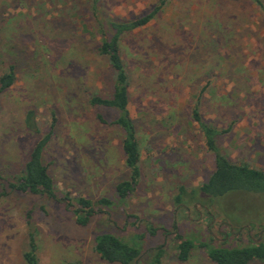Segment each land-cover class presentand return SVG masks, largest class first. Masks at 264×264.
<instances>
[{
	"label": "rangeland",
	"instance_id": "374dc122",
	"mask_svg": "<svg viewBox=\"0 0 264 264\" xmlns=\"http://www.w3.org/2000/svg\"><path fill=\"white\" fill-rule=\"evenodd\" d=\"M158 3L100 0L94 11L91 0H0V74L10 64L16 74L0 93L1 175L18 174L33 144L51 130L43 161L61 196L115 201L79 225L60 199L9 190L0 198V264H26L31 234L38 264H118L94 251L100 232L140 247L136 264H148L159 245L162 264H215L201 248L179 261L176 232L227 245L264 235V222L244 229L231 222L260 218L263 196L233 193L209 209L174 202L179 185L197 186L214 169L191 118L196 102L204 120L228 128L218 144L232 161L264 169V0H167L147 25L123 35L129 109L142 154L135 192L118 200L115 185L129 175L122 133L110 123L113 109L89 102L113 86L107 59L97 52L101 24ZM30 109L39 133L26 127Z\"/></svg>",
	"mask_w": 264,
	"mask_h": 264
},
{
	"label": "trees",
	"instance_id": "16d2710c",
	"mask_svg": "<svg viewBox=\"0 0 264 264\" xmlns=\"http://www.w3.org/2000/svg\"><path fill=\"white\" fill-rule=\"evenodd\" d=\"M100 0H91L93 10H98ZM260 4V0H254ZM167 0H159L149 11L130 19H106L105 23L99 22L102 28V37L97 47L99 55L104 56L112 71V92L108 96L93 94L89 98L90 104L103 106L115 111V117L110 122L116 125L121 133V149L124 155V163L129 175L117 182L115 192L119 201H126L136 190L141 177V142L134 119L130 114L129 85L130 76L126 62L122 56L121 41L125 34L147 25L152 19L162 12ZM16 79L14 65L10 64L0 74V93L7 90ZM191 118L198 124L199 131L207 150L212 153L214 169L208 178L199 185L190 189L179 185L178 193L174 197L176 205L194 203L205 209L217 204L222 199L229 198L233 193L253 194L264 198V169L253 167L248 163L232 161L219 147L218 138L228 131L219 129L216 125L203 119L199 112V104L196 102L191 109ZM101 120L102 115L99 114ZM34 110L27 111L25 123L27 129L39 133L40 129L35 123ZM52 131L40 135L28 152L22 170L11 176L3 177L0 173V198L6 196L9 190H18L24 193L45 194L53 199H60L67 204V208L74 214L79 225H87L92 216L98 212H105L115 201L109 197H101L96 200L84 196L70 197L69 192L63 196L55 186L49 167L43 161L44 151L50 140ZM228 198V199H229ZM223 202V201H222ZM226 202V201H225ZM225 202L221 203L224 204ZM228 205V203H226ZM223 205L225 213H229L228 206ZM260 218L252 216L244 221L231 222L239 229L252 228L255 224L262 225L264 212H259ZM259 217V215H258ZM246 218V217H245ZM148 230L153 234L155 229L151 226ZM264 231V227L262 229ZM168 232V231H167ZM28 250L23 254L26 264H38L37 246L34 234H31ZM174 249L176 258L186 262L197 248L204 250L206 256L215 264H250L257 262L264 264V235L259 238H250L247 243L238 245L217 244L212 240H199L193 235H183L180 232L174 234ZM163 245H159L150 255L148 264H162L165 254ZM94 251L101 259L109 263L136 264L142 255V249L130 243L125 238L111 233L100 232L94 237ZM66 264H81L79 260H70Z\"/></svg>",
	"mask_w": 264,
	"mask_h": 264
}]
</instances>
